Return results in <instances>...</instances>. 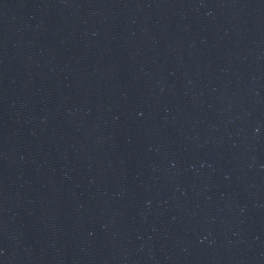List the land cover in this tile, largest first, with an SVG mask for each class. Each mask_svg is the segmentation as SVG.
I'll list each match as a JSON object with an SVG mask.
<instances>
[{"label": "water", "instance_id": "obj_1", "mask_svg": "<svg viewBox=\"0 0 264 264\" xmlns=\"http://www.w3.org/2000/svg\"><path fill=\"white\" fill-rule=\"evenodd\" d=\"M0 264H264V0H0Z\"/></svg>", "mask_w": 264, "mask_h": 264}]
</instances>
